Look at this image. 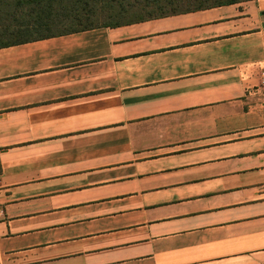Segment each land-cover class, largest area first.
<instances>
[{"label": "crops", "instance_id": "0c3cea01", "mask_svg": "<svg viewBox=\"0 0 264 264\" xmlns=\"http://www.w3.org/2000/svg\"><path fill=\"white\" fill-rule=\"evenodd\" d=\"M0 264H264V0L0 47Z\"/></svg>", "mask_w": 264, "mask_h": 264}, {"label": "trees", "instance_id": "16d2710c", "mask_svg": "<svg viewBox=\"0 0 264 264\" xmlns=\"http://www.w3.org/2000/svg\"><path fill=\"white\" fill-rule=\"evenodd\" d=\"M246 1L250 0H0V28H8L7 31H4L5 29L1 31L0 29V38L8 35L10 28L20 27L23 24H35L44 27L64 21L77 27L76 29L73 28L59 33L65 34L202 11ZM183 2L190 7L184 10L163 13L157 11L149 12L147 13L148 15L139 16L126 22L94 24L95 22H101L110 18L129 16L133 13L138 14V11L145 13L149 7L162 9V4L180 5ZM193 3L196 5L192 6ZM24 17H28L27 22H23L22 18ZM49 36L52 35L33 39ZM17 42L20 41L0 43V47L16 44Z\"/></svg>", "mask_w": 264, "mask_h": 264}, {"label": "rangeland", "instance_id": "374dc122", "mask_svg": "<svg viewBox=\"0 0 264 264\" xmlns=\"http://www.w3.org/2000/svg\"><path fill=\"white\" fill-rule=\"evenodd\" d=\"M196 4H192V6H195ZM190 6L188 4H185L184 2L181 3L180 5L174 4V5H166V4H162V9L160 8H156V7H149L145 13L138 11V14H131L129 16H123V17H115L114 19L110 18L108 20H104V21H98L95 22L94 24H102L104 22H108V23H116V22H126V21H130L133 19H136L139 16H143V15H148L147 13L149 12H154L157 11L159 13H163V12H170V11H174V10H184L186 8H189ZM28 17H24L22 18L23 22H27ZM47 26V25H46ZM38 26L35 24H23L20 27H13L9 29V33L6 36H3L0 38V43H5V42H13V41H21V40H28V39H33V38H37V37H42L45 35H53V34H57V33H62L64 31H68L71 29H76L77 27L75 25H70L68 22H59V23H55L53 25H49V26ZM1 31H7L8 28L2 27L0 28ZM12 34V35H10Z\"/></svg>", "mask_w": 264, "mask_h": 264}]
</instances>
